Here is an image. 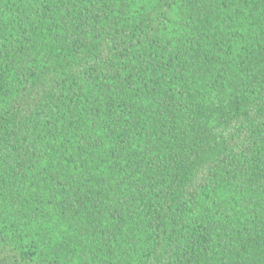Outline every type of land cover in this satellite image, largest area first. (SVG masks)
Returning <instances> with one entry per match:
<instances>
[{
	"label": "trees",
	"instance_id": "1",
	"mask_svg": "<svg viewBox=\"0 0 264 264\" xmlns=\"http://www.w3.org/2000/svg\"><path fill=\"white\" fill-rule=\"evenodd\" d=\"M0 264H264V0H0Z\"/></svg>",
	"mask_w": 264,
	"mask_h": 264
}]
</instances>
